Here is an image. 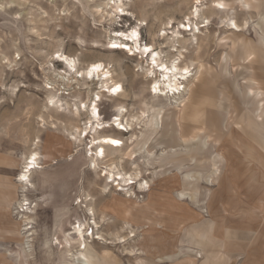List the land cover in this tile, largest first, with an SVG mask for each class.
I'll list each match as a JSON object with an SVG mask.
<instances>
[{"label":"rangeland","instance_id":"rangeland-1","mask_svg":"<svg viewBox=\"0 0 264 264\" xmlns=\"http://www.w3.org/2000/svg\"><path fill=\"white\" fill-rule=\"evenodd\" d=\"M199 1L0 0V264H264V149L251 139L264 141V0ZM195 8L201 18L190 27L209 26L170 42ZM229 20L242 31L231 32ZM134 30L158 62L195 76L176 75L186 86L178 106L150 93L167 81L151 55L153 77L129 50L134 43L121 34ZM57 54L73 58L79 73L53 61ZM98 62L121 98L99 88L101 75L80 77ZM97 95L103 125L94 133L87 113L71 111ZM52 96L62 111L46 108ZM119 107L128 111L119 117L123 131L114 121ZM129 115L142 119L131 123ZM105 135L123 146L104 147L106 159H96L93 139ZM31 152L41 168L23 189ZM109 172L140 173L149 188L120 190ZM22 216L33 224L22 226ZM78 223L102 240H86L83 251L70 235ZM23 233L31 235L27 258Z\"/></svg>","mask_w":264,"mask_h":264},{"label":"bare ground","instance_id":"bare-ground-1","mask_svg":"<svg viewBox=\"0 0 264 264\" xmlns=\"http://www.w3.org/2000/svg\"><path fill=\"white\" fill-rule=\"evenodd\" d=\"M194 1L196 3H200L199 0H194ZM114 2H116V1H114ZM114 2H112V4ZM118 9L116 10L117 12H118ZM120 12H121V14L119 16L124 15L122 9H121ZM200 18H201V16L199 14V9L195 8L190 13V18L187 19L189 27L188 28L185 27L184 30L178 29L177 32L175 31L173 33H170V37L168 38L169 41L172 42V43H174V42L179 43L181 39L184 40L183 39L184 36H189V33H192V37H196V34H201L200 29L201 28L204 29V28H207L209 26L208 20L200 22L201 23L200 26H196L197 24L196 23L194 24L193 22H192V25H194L193 27H190L191 25H189V22H191L192 20L193 21H198ZM222 22H223V19H222ZM227 24H228V22L226 23V25ZM228 25L230 26L228 29L231 30V32L232 31L233 32H241L242 31V27L239 26V24H237L234 20H229V24ZM121 36L122 37L124 36L128 41L130 40L131 42L134 43V46L133 47H129V50L131 51V53L133 55L140 56V59L144 58L146 60V65H147L146 73L150 72L151 77H153L155 75V70H154L153 67H150V64L154 63L155 66L156 65L160 66V69L164 70V72L161 74V76H162L163 80L167 81L166 83H165V81L163 83V84H165L164 85L165 87L161 88L159 86V83L154 82V85L152 87L150 86V93H160V94L164 93L165 94L164 96H167V97L170 95L172 104L173 105L176 104V106H178L179 105V99H181V102H182V100L185 97L186 86H183V82H179L180 79L176 75L179 74V77L181 79H184V81H187L189 78H191L190 79V82H191L195 78V76L191 75L190 68L187 67V66H183V65H181L183 67H179L177 65V63H175L174 61L170 63V66L165 64V63H163V62H158V61H160V59H157L156 57H159V54L158 53H154L155 50L153 49L152 45H141L139 43L138 34H137L136 30L131 31L129 35L121 34ZM165 38H167V34H166V36L162 35V37H160V40H165ZM178 39H180V40H178ZM196 40L197 41H196L195 45L197 46L199 43H198V39H196ZM163 46L165 48H169L170 49L169 51H171V52H178V54H177V55H179L178 58L181 57V52L182 51L179 52L177 50V47L175 46V44H170L169 43V44H167V45L165 44ZM150 55L152 56L151 59H150L152 61V63L151 62L149 63V61H148V57ZM54 56L52 58L53 61H55L56 63H60V64L64 65V67L70 72H74L76 74L79 73V71H76V65H75V62H74L73 58L71 59V58L67 57L64 54H57L55 57ZM178 63H180V61ZM93 75H97V76L101 75L102 76V78L100 77L101 81H100L99 88H104L102 91L104 93H107L109 95V97L121 98L123 96V91H122L121 85L120 84H116V83H112L111 77L109 76V71H104V66H103L102 63H99V62L98 63H91V64H89L87 66V68L84 71H82L80 73V77H82V79H84V80L91 78V76H93ZM145 75H147V74H145ZM67 81H68V79H67ZM170 98L168 97V99H170ZM172 99H174V101ZM54 100L55 99H54L53 96L51 98H49L46 108L47 107L57 108V105H59L61 100H56V101H54ZM100 102H101V98H100L99 95H97L96 98L94 99L93 103H91V105L88 108H86L85 105H83L82 108L81 107L75 108L74 110L71 111V115L76 118V117H79L82 112L87 113L88 116H89V119L93 120L94 123H96L95 128H92V130L94 129V133H97V131L101 128V125H103V123H100V120H99L100 113H99V110H98V104ZM62 106H63L62 104H60L58 106V108H57V109H59L58 111H62V108H61ZM127 113H128V111H126L123 107L117 108V115H116V119L114 121H115L117 127L119 128L118 129L119 131L120 130L123 131V127H125L123 125V123L120 121L119 117H125V116H127ZM140 114H143V113H140ZM129 118L130 119H129L128 122L132 123V122H138V121L140 122L139 119L141 117L129 115ZM145 119H146V116H145ZM93 140H95V142H92V145L96 146L95 157H96V159L98 158L100 160L106 159V157H107V155H106V153L104 151V147H110V148H112V150H119L123 146V144L120 141V139H118V138H116L114 136H110V135L99 136L97 138H94ZM37 157H38V153L37 152H31L25 158L26 162L24 163L25 166L23 168L25 171H23L19 175V179H18V182L21 183V185L23 186V189H28V188L32 189L33 188V185L31 183L32 181L30 182V179H29L28 175L30 174V172L35 171V170H39L41 168L40 166H38L37 161L39 159H37ZM119 159H122V158H119ZM93 165H94V162H93ZM112 173L109 172V173L106 174V177L108 179L107 181L108 182L117 181L116 187H118V189H120V190H122L123 188L128 187V186H130L132 184H134V185L138 184L140 182V180H141L140 176H139L140 173H136L133 177L131 175H129L127 177L126 174H122L120 172H117V173H114V174H112ZM146 188H149V185H148L147 182H144V183H141V184L139 183L138 189H139L140 192H142V193L146 192V190H145ZM25 201H26V199H22L21 202L17 203V205L19 206V208H21V212H24L25 215H26V214H28V212H29L28 210H30L31 207L30 208L27 207V208L24 209L22 203L25 202ZM87 201L88 200H86V202ZM80 203H82V201ZM27 204H25V206ZM81 208L84 210V214L86 216H91V215L93 216L94 215L92 209H90V208L87 209L86 207H83V206H81ZM20 224L22 226H26L28 224H33V223L31 221V219H29L28 217L25 216V217H23V220L20 222ZM93 225H94V227L98 226L96 222H93ZM83 226H84L83 224L78 223V226L74 227V231H72L70 235H72L74 237L73 240L80 241V245L83 246L82 249H83V251H85L87 249L86 240H88V239L100 240L101 236L98 235V237H94L93 238L92 236L90 237L88 235H85L84 230H82V228H84ZM26 229L27 230H31L32 226H29L27 228H22V230H26ZM91 235H92V233H91ZM29 236H31V235H29ZM29 236H25V233H23V240H21V242L19 244L21 253L23 254L24 258L28 257L27 256L28 255V249L27 248H29V247H26V245H28L29 242L26 241L25 239H28ZM130 252H128V253H130Z\"/></svg>","mask_w":264,"mask_h":264},{"label":"crops","instance_id":"crops-1","mask_svg":"<svg viewBox=\"0 0 264 264\" xmlns=\"http://www.w3.org/2000/svg\"><path fill=\"white\" fill-rule=\"evenodd\" d=\"M251 139L253 140L254 143H258V144L260 145V147L264 149V141H263V144H260L258 141H255L253 138H251ZM263 140H264V139H263ZM143 252H144V251H143ZM140 253H142V252H140ZM144 253H145V252H144ZM158 253H159V252H158ZM177 255H179V253H177ZM158 258L161 259V258H160V253H159V257H158Z\"/></svg>","mask_w":264,"mask_h":264}]
</instances>
